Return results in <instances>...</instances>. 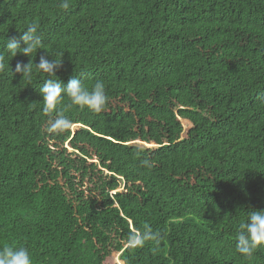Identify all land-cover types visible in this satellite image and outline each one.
Masks as SVG:
<instances>
[{
  "label": "trees",
  "instance_id": "trees-1",
  "mask_svg": "<svg viewBox=\"0 0 264 264\" xmlns=\"http://www.w3.org/2000/svg\"><path fill=\"white\" fill-rule=\"evenodd\" d=\"M60 3L0 0V248L33 264H264V244L236 251L264 210V0ZM33 23L43 48L12 58L7 39ZM41 56L65 84L103 81L106 109L65 98L73 127L49 133ZM30 62L31 83L15 72ZM145 230L158 240L132 247Z\"/></svg>",
  "mask_w": 264,
  "mask_h": 264
},
{
  "label": "clouds",
  "instance_id": "clouds-1",
  "mask_svg": "<svg viewBox=\"0 0 264 264\" xmlns=\"http://www.w3.org/2000/svg\"><path fill=\"white\" fill-rule=\"evenodd\" d=\"M59 7L68 9L69 0H61ZM20 40L25 46H21ZM43 48L39 26L35 23L29 25L22 31L19 40L15 37L7 39V51L11 57L22 53L31 57L32 53H37L38 49ZM62 60L48 59L41 56L36 67L48 74L39 92L43 97V112L51 114L56 112L54 119L48 121L47 131L49 133H64L73 127V121L59 112L58 106L67 98L72 105L79 106L81 109L87 108L94 113H101L108 105L109 97L106 94V88L103 81L97 80L91 87L86 85L76 76L71 77L67 84L57 77L56 72L61 66ZM7 70L4 57L0 55V73ZM16 73H21L23 79L31 83L33 77V66L30 63H17ZM142 165L151 168L154 165L147 159L143 160ZM160 234L145 230L143 234L133 232L129 237V243L132 247L143 246L146 241L158 240ZM264 244V210L252 209L246 220H241L236 232V251L251 257L255 250ZM0 264H33V257L30 250L25 246H4L0 248Z\"/></svg>",
  "mask_w": 264,
  "mask_h": 264
}]
</instances>
